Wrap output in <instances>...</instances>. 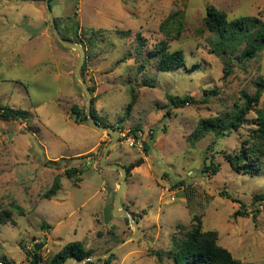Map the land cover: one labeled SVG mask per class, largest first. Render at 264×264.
Returning <instances> with one entry per match:
<instances>
[{
	"label": "rangeland",
	"instance_id": "obj_1",
	"mask_svg": "<svg viewBox=\"0 0 264 264\" xmlns=\"http://www.w3.org/2000/svg\"><path fill=\"white\" fill-rule=\"evenodd\" d=\"M46 1L0 0V104L29 113L25 122L0 118V214H12V221L0 223L1 264H27L35 240L45 244L43 264H49L68 243L83 242L95 257L134 232L129 219L113 213L120 173L98 165L111 136L92 130L87 120L77 123L71 113L75 106L86 111L75 75L80 53L59 43ZM49 7L59 28L64 19L73 29L60 28L61 35L88 48L83 77L95 87L101 121L110 129L144 130L146 140L153 131L147 152L119 143L110 150L123 166L144 159L128 176L122 202L140 222V235L118 249L113 264H173L158 254L188 233L195 217L204 232H217L218 244L234 258L264 264V203L254 204L264 193V157L254 175L236 172L225 159L252 131L264 94L238 131L194 136L203 120L241 107L243 96L254 95L256 82L264 79V49L250 60L242 58L243 44L232 54L213 52L216 37L204 26L207 9L224 11L230 20L264 21V0H49ZM174 19L182 26L179 36ZM164 42L169 51L184 52V67L158 71L148 52ZM224 68L230 71L226 80ZM205 90L218 95L204 104ZM168 95L191 96L196 104L175 108ZM132 96L130 116L120 122ZM102 133L106 140L96 151L77 155L89 151ZM50 161L58 165L47 166ZM211 163L219 166L216 174L204 172ZM69 168L83 173L68 178ZM55 177L61 189L45 198Z\"/></svg>",
	"mask_w": 264,
	"mask_h": 264
},
{
	"label": "trees",
	"instance_id": "obj_2",
	"mask_svg": "<svg viewBox=\"0 0 264 264\" xmlns=\"http://www.w3.org/2000/svg\"><path fill=\"white\" fill-rule=\"evenodd\" d=\"M175 17L173 14L171 16ZM169 18V19H171ZM169 19L164 22L160 29L165 30V23L169 22ZM57 27L59 26L55 20ZM171 23L177 25V36L182 32V26L177 20L171 21ZM205 29L214 34L216 39L211 43L213 52L218 55H228L229 52L232 54L237 51L239 47L243 44L245 45L242 58L245 60H250L255 58L264 49V21L252 16H243L237 19L230 20L228 15L215 7H209L206 11V17L204 19ZM78 24H76V28ZM60 33L61 29L58 27ZM76 31V30H75ZM65 40L81 45L86 52L88 48L83 45L79 40H76L70 35L62 33ZM60 43V42H59ZM151 60H154L158 71L168 72L175 70L186 65V57L182 50L169 51V45L167 42L160 43L157 45L155 50H150L148 52ZM146 64L141 62L140 68L144 69ZM86 65L83 66L82 74L84 75ZM230 74L229 70L224 68L223 80L227 79ZM256 91L254 95L250 96L245 94L243 96L244 103L240 106H236L231 114L227 113L223 118H213L203 120L194 134L196 140L204 138L210 132H214L218 136H226L227 133L232 131H238L246 124L247 115L252 111L253 108L257 107L261 98L264 94V79H260L256 82ZM92 94L95 92V87H89ZM218 92L213 90L204 91V99L201 103H207L210 96H217ZM169 102L175 108L184 107L186 104H196V101L191 96L179 97L168 95ZM136 102V98L132 96L129 104L126 107L122 122L124 119L130 116L132 108ZM96 99L93 98L92 103V116L95 120L102 126H106L101 118L98 116L97 110L95 108ZM71 113L75 116L77 123H84L87 120L86 111L79 109L77 106L71 109ZM0 118L2 120H13V121H27L29 118V113L25 110L14 109L8 106H3L0 104ZM115 129V128H113ZM118 129H120L118 127ZM136 137L143 139L144 152H147L153 142V131H150V139L146 140L144 138V130H139L138 128L131 131ZM111 152L109 153V155ZM108 155V157H109ZM264 157V104L261 109L256 112V117L253 119V128L249 133L247 139L242 143L239 150L234 151L231 154H225L226 161L230 166L238 173H243L246 175H254L260 170L262 164V158ZM144 163L143 158H139L129 165L124 167L128 170V176L131 171L140 167ZM57 166L58 161H50L47 166ZM100 165V162H98ZM218 165L211 163L204 172H211L216 174L218 172ZM68 178H73L76 175H81L83 172L76 168H69L66 171ZM79 180V179H78ZM61 189V179L60 177H55L52 187L45 193V198H51ZM116 194V193H115ZM264 203V193L256 195L254 197V204ZM123 204V203H122ZM256 207V206H255ZM254 213V219L256 220L257 213ZM146 213V212H145ZM237 214L246 215V213L237 211ZM126 219V218H125ZM127 220V219H126ZM12 221V214L10 211H4L0 214V223H7ZM194 224L188 233L181 237H174L171 244V249L165 251L164 255L158 254L159 260L162 261V256L171 260L173 264H254L242 262L232 255L227 249L221 247L218 244V234L215 231L204 232L202 229V221L199 217L194 218ZM43 229H46V225H42ZM110 250V249H109ZM107 250V251H109ZM106 251V252H107ZM93 251L85 247L83 242H71L65 245L60 251L53 255L49 264H63V262L68 258H76L78 260H83L87 257L92 256ZM27 255H30L28 252ZM33 260L30 264H43L42 252H32ZM116 259V255L113 254L111 257L104 259V264H113ZM6 264L8 263L4 260ZM86 264H93L88 262Z\"/></svg>",
	"mask_w": 264,
	"mask_h": 264
},
{
	"label": "water",
	"instance_id": "obj_3",
	"mask_svg": "<svg viewBox=\"0 0 264 264\" xmlns=\"http://www.w3.org/2000/svg\"><path fill=\"white\" fill-rule=\"evenodd\" d=\"M46 5H47V11H48V16L52 25V29L53 32L55 34V36L57 37L58 41L63 44L64 46L71 48L73 50H76L80 53V59H79V63L76 67V78L77 80L81 83L84 93L86 95V114H87V124L92 128V129H96L99 130L101 132H106L107 134H109L112 138L111 142L106 146L103 155L100 159V166L104 169H108V170H114V171H118L120 173V180H119V184H118V189L116 191L115 194V198H114V202H113V213L115 217H123V218H127L130 221L131 226L134 229L133 234L126 240L122 241L121 243L117 244L116 246L112 247L109 251L97 255V256H90L87 257L83 260H78L76 258H68L66 259L63 264H86L88 262H91L93 264L107 259L109 257H111L113 254H115L118 249L124 245L126 242H129L131 240H134L136 238L139 237V231H140V222L134 218L133 213L128 209V208H122V202H123V194L126 192L127 190V179H128V170L126 167H124L123 165L119 164V163H109L107 162V158L109 155V152L111 150V148L113 146H115L118 143V139H119V131L117 129H110L106 126H102L100 125L95 118L92 116V103H93V94L89 88V85L87 84L85 78L83 77L82 74V69L86 60V50L79 44H75V43H71L67 40H65L63 38V36L61 35L55 19L53 17L52 11L49 7V0L46 1ZM45 246L44 243H37L34 244V250L36 252H40L43 247Z\"/></svg>",
	"mask_w": 264,
	"mask_h": 264
},
{
	"label": "built area",
	"instance_id": "obj_4",
	"mask_svg": "<svg viewBox=\"0 0 264 264\" xmlns=\"http://www.w3.org/2000/svg\"><path fill=\"white\" fill-rule=\"evenodd\" d=\"M118 131H119L118 143L120 145H126L129 148L140 149L141 150L140 152H142L144 150V145H143V139L142 138L136 137L135 135H133L131 133L130 130L118 129ZM34 242H35V244L40 243L39 240H35ZM33 250H34V246H30L29 247V251H28L30 253V255L27 256V260H26L27 264H30L32 262V260H33V257L31 255ZM2 264H6V263L3 262Z\"/></svg>",
	"mask_w": 264,
	"mask_h": 264
},
{
	"label": "crops",
	"instance_id": "obj_5",
	"mask_svg": "<svg viewBox=\"0 0 264 264\" xmlns=\"http://www.w3.org/2000/svg\"><path fill=\"white\" fill-rule=\"evenodd\" d=\"M62 21H64L65 22V20L64 19H62ZM62 23L61 24V29H68L69 30V32L70 33H72L73 32V29H72V32H71V28H68L67 27V25L65 24V23ZM46 31V30H45ZM45 31L43 32V34L46 36V33H45ZM80 32H81V30L79 31V34H80ZM70 73V72H69ZM66 75H67V77L69 76L68 75V72H66ZM69 77H71V76H69ZM72 78V77H71ZM94 98V97H93ZM95 105H96V103H95ZM96 108V107H95ZM97 110V109H96ZM98 113V112H97ZM99 116V115H98ZM92 129V128H91ZM92 130H94V129H92ZM94 131H98V130H94ZM34 133V132H33ZM106 140V135H103V133L101 134V135H99V138H98V141H97V143L89 150V151H86V152H83V153H79V154H77V155H84V154H87V153H89V152H94V151H96L99 147H100V145H101V143L103 142V141H105ZM114 151H111V154L109 155V157L112 155H114L115 156V153H113ZM76 155V156H77ZM109 157L107 158V159H109ZM118 158L115 156V159H114V161L112 160V161H110L109 163H119L118 161H115V160H117ZM107 162H108V160H107ZM131 164V163H130ZM118 184L119 183H116V188L114 189V192L116 193V191H117V188H118ZM127 189H128V182H127ZM124 195V194H123ZM123 199V198H122Z\"/></svg>",
	"mask_w": 264,
	"mask_h": 264
}]
</instances>
